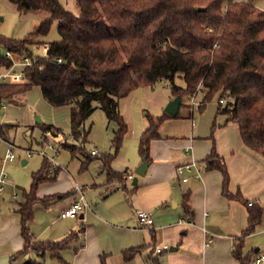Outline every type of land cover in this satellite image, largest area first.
I'll use <instances>...</instances> for the list:
<instances>
[{
    "label": "trees",
    "instance_id": "obj_1",
    "mask_svg": "<svg viewBox=\"0 0 264 264\" xmlns=\"http://www.w3.org/2000/svg\"><path fill=\"white\" fill-rule=\"evenodd\" d=\"M9 1L21 12L45 11L48 15L23 38L0 33L1 49L32 57V38L46 35L53 20L57 22L59 38L48 42L45 55L34 57V64L25 68L22 82L0 84V98L5 102L38 86L48 104L68 105L69 135L81 139V144L66 139L60 146L68 149L72 157H82L81 168L97 158L85 148L84 121L99 107L115 123L110 145L114 152L99 157L107 181L115 180L127 193L137 188V183L130 189L126 187L127 170L111 166L129 131L119 100L140 86L153 87L161 79L169 82L172 98L180 97V105L174 116L164 110L158 115L145 113L147 126L138 141L141 158L146 156L150 161L149 146L160 136V123L179 116L181 105L189 112L188 99L194 92L200 102L199 111L217 96V113L226 114L225 123H236L243 143L264 157V10L254 0H75L78 14L59 0ZM9 64L10 60L0 55V65ZM176 77L182 78L184 86L175 83ZM225 98L232 101L223 106ZM4 125L1 127L5 136ZM38 125L43 134L62 132L50 123ZM208 137L213 139L212 133ZM47 163L43 158L40 167L32 172L30 186L23 190V200L15 207L22 245L9 257V264L30 250L41 258L48 253L68 264L60 253L70 247L77 231L71 230L59 239H39L30 228L35 206L48 207L58 198L57 194H36L39 184L56 179L57 172L48 170ZM202 164L205 169L220 171L223 195L244 201L247 206L248 223L234 239L232 254L241 264H248L249 257L242 256L243 237L263 224V207L243 199L238 192H229V174L214 146ZM189 195V191L183 194L182 204L188 215L192 214ZM140 248L123 249L124 260H130ZM23 262L44 264L30 257ZM100 262L107 264L104 254Z\"/></svg>",
    "mask_w": 264,
    "mask_h": 264
},
{
    "label": "crops",
    "instance_id": "obj_2",
    "mask_svg": "<svg viewBox=\"0 0 264 264\" xmlns=\"http://www.w3.org/2000/svg\"><path fill=\"white\" fill-rule=\"evenodd\" d=\"M167 99H171V93L168 94ZM120 100L119 109L121 107ZM65 124H67L66 121ZM230 124H233L232 128H230ZM234 124L231 121L225 123V120L220 122V128L213 132V139L209 137L200 138L201 132L199 130L202 123L199 121L197 123L196 120L193 123L190 120L188 133L165 136L160 134L159 138L153 139L149 146L150 161L145 173L148 175V181H145L137 192L135 189L132 193H127L123 186L116 181L110 184L111 182L107 181L106 174L101 169L104 176L91 184V189L96 193L97 202L114 195L112 201L116 205L119 204L120 207H124L125 203H128L133 216H135L137 209L146 210L153 217L152 228H138L137 224L132 227L116 226L110 221L113 219L108 220L104 215L92 212L87 203V207L78 212L77 217H75L77 218L76 224H72V227H60L56 231L52 230L47 233L44 230L37 231L34 228V223L38 209L54 210L56 218H62L59 216L60 211L78 198L79 191L76 189V182L68 180L65 187L57 189L58 198L51 205L48 207L35 206L34 219L30 225L32 233L36 238L47 236L50 239H59L71 230L77 231V236L71 242V248L69 247L73 250L70 257L72 264H101V255L104 254L106 259V254L109 255L110 252L116 253V259L117 261L120 259V264H241L233 256L232 248L234 239L240 235L248 223L247 206L244 201L229 198L222 194V176L217 169H205L203 166L199 179L196 180L190 176L185 182H182L175 172V167L179 163L191 159L202 163V159L214 146V150L225 164L229 174V192L231 194L238 192L243 199L263 207L264 157L243 143L238 127ZM146 126L147 120H132L131 135L129 138H124L121 151L119 150L121 156L118 157L115 154L116 158L114 157L111 161L113 169L130 171L129 166L118 167L116 162L133 165L134 169L140 163L138 141ZM185 127L188 126L185 125ZM188 146L189 150L185 151ZM95 155H97V150ZM26 158H21L23 164L27 162ZM58 171H56L57 176L54 181H57ZM136 176L138 182L140 175ZM51 182L53 181L43 182V184ZM131 182L130 180L129 184ZM180 184L185 185L181 187ZM81 189L84 190L85 187H81ZM187 191L190 193L189 204L192 212L190 215L185 213L182 205L183 194ZM61 194H63L62 197ZM205 211L207 212L206 216L204 215ZM7 219L10 222L13 237L20 238V242L17 241V245L14 246L19 249L22 240L19 235L18 216L15 208ZM181 219H185V221L182 222ZM84 220L95 223V242L88 239V242L85 243L86 226ZM203 228L207 230V233L203 231ZM99 229H101L99 234L108 232V230L119 233L116 244L111 246L109 237L106 238V243H101L100 239L103 237L97 233ZM136 231L141 232L140 237ZM211 235L212 241L207 243L206 238ZM162 244H166L168 247L160 252H155L154 248ZM138 246L141 247L140 250L130 260L125 261L121 253L122 250ZM142 253H148L150 255L149 260L144 261L141 257ZM261 253H264L262 224L254 232L244 236L242 244V256L249 257L248 264H260L256 263L254 258ZM28 257L39 261L41 258L34 250L28 252ZM0 264H6L2 256H0ZM109 264L112 262L109 261Z\"/></svg>",
    "mask_w": 264,
    "mask_h": 264
},
{
    "label": "rangeland",
    "instance_id": "obj_3",
    "mask_svg": "<svg viewBox=\"0 0 264 264\" xmlns=\"http://www.w3.org/2000/svg\"><path fill=\"white\" fill-rule=\"evenodd\" d=\"M59 2L66 9L72 11L74 14H78V7L75 0H59ZM254 4L264 10V0H254ZM47 15L48 14L45 11L21 12L9 0H0V33L11 38H23L35 25L47 17ZM58 38L57 22L56 20H53L47 34L44 36L40 35L33 37V42L29 47L35 54L44 55L43 44ZM5 52L6 50L2 49L1 54L4 55ZM14 56L16 57L18 55L14 54ZM174 81L176 84L184 86V81L181 77H176ZM169 93V82L161 79L157 81L153 87L140 86L121 99L120 110L129 129L124 138H129L131 135L132 120H147L146 112L152 115L160 114L170 100L167 99ZM228 101L231 102L232 99L225 98L222 105L224 106ZM217 106L218 98L217 96H214L208 103H206L202 110H197L193 113L196 122L198 123L199 121V123H202L199 130L201 132L199 134L201 139L210 136L211 133L213 138V132L220 128V122H223L226 118L225 113H217ZM2 111L3 112L0 113V123L3 125L5 124L3 127L5 137L12 141L16 146L14 149L15 158L11 161H5L3 160L5 146L4 144H0V168H4L7 172L6 184L3 191L0 192V256L5 260L6 264H9L8 260L11 254L18 251V248H15L14 246L17 245V241L20 242V238L13 237L10 222L7 217L13 212V208L18 205V202L23 200L22 192L24 189L27 190L31 181L32 172L36 171L41 165L43 156L37 153V151L42 147L41 145L44 142L51 138L50 136L57 137V135H61L63 140L67 139L69 142H73L76 145L81 144V139L78 138L75 140L69 135V106L62 105L55 107L48 104L42 97L38 86H32L26 93L6 100ZM37 117L40 118V122L50 123L60 127L62 132L57 135H52L51 133L46 135V132L43 134L38 125L39 122L36 121ZM190 120L191 114L186 110L184 105H181L179 116L165 119L160 123L159 133L164 136L188 133L190 129ZM65 121L67 124H65ZM213 122L215 123L214 128L212 127ZM185 125L188 127L186 128ZM234 125H236V123ZM229 126L232 128L233 124H230ZM114 128L115 123L107 119L102 109L96 107L90 116L84 121V129L86 131V141L84 142V145L87 151L91 149L97 150V155L94 156L97 158H94L85 167L81 168L80 159L82 160V157L78 154L72 157L68 149L60 146V142H62L60 141L58 145L59 151L56 154L54 150H48V153L54 156L55 164L50 162L47 163L48 170H59L57 181L48 184H39L36 192L37 196L43 194H56L58 193V188L65 187L67 181L72 180L76 182L78 188L85 187L82 192L84 199L90 205L92 212L100 213L108 220L113 219L110 221L116 226L132 227L133 225H136V217L132 215V210L128 203H125L126 205H124V207H120L119 204L116 205L114 201H112L114 195L104 198L103 201L97 202L96 193L91 189V184L101 176H104V172L101 170V160L99 157L111 152L112 148H110V145ZM122 145L123 141L116 153V156L118 157L121 156L120 151ZM28 148L35 150L29 156H27L25 151ZM24 157H27V162L23 164L21 158ZM116 165L123 168L129 166L130 168L128 169L133 173V176H136L133 165L124 164V162H116ZM183 175L188 179L192 176L190 172ZM183 175H179V179H181ZM147 176L148 175L146 174L138 176L139 179L136 192L145 181H148ZM114 181L115 180L110 181L111 183H109L112 184ZM126 183V187L130 189V180L128 179ZM180 185L181 187H184L185 184ZM178 187L176 188L178 189ZM76 219L77 218H56V212L54 210L40 208L36 212L34 228L37 231L44 230L45 233H47L52 230L56 231L60 227H72V224H76ZM84 223L86 226L84 237L85 243L88 242V239L95 242V223L85 220ZM100 230L101 229L97 230L98 234L100 233ZM136 232L140 237L141 232ZM99 235H102L103 237L100 239L101 243H106V238L109 237V244L112 246L118 241L117 237L119 233L113 230H108V232L105 231ZM39 238L50 239L47 236ZM70 248L68 247L60 253L62 259L68 264H72L70 257L73 254V250ZM141 252H143L142 249ZM116 256L117 255L114 252H110L109 255L106 254L107 264H109V261H111L112 264H120V259L117 261ZM149 256L148 253H142L141 255L144 261L149 260ZM39 259L44 264H63L61 260L51 257L48 253ZM24 260L25 255L19 256L16 260L12 261V264H23Z\"/></svg>",
    "mask_w": 264,
    "mask_h": 264
},
{
    "label": "built area",
    "instance_id": "obj_4",
    "mask_svg": "<svg viewBox=\"0 0 264 264\" xmlns=\"http://www.w3.org/2000/svg\"><path fill=\"white\" fill-rule=\"evenodd\" d=\"M43 50L44 55L46 54V51L48 50V43L43 44ZM2 52V50H1ZM2 55V54H0ZM3 57L10 60V64L8 66L0 65V84L3 82H9V83H19L22 82L25 79V68L27 66H30L31 64H34V57L38 56V54H35L33 52V56H26V55H18L14 56L10 51L6 50L5 54L2 55ZM57 61H60V58H57ZM198 89V86H197ZM3 99L0 98V113L3 112L2 108L5 105V102L2 101ZM200 102L195 97V92L191 95L189 99V113L191 114V122L193 123L195 118L193 116V113L198 110ZM0 123V144H4L5 146V152L3 155V160L5 161H11L15 158V145L12 141H10L8 138H6L3 135L2 127ZM49 133H46L48 135ZM59 136V142L64 141L61 135ZM50 138V137H49ZM59 142H56L54 139L50 138L48 141L44 142L41 146V148L37 151L41 156H43L44 159H46L48 162L55 164L54 162V156L50 155L48 153V150H54L55 154L59 151L58 145ZM56 146V147H55ZM189 150V146L185 148V151ZM27 156L31 155L33 151L31 148H28L25 150ZM91 154H95L96 150L92 149L90 150ZM203 169L202 163L199 161H195L194 159L188 160L186 162L179 163L175 167L176 174L183 175L187 172L192 173V176L194 179H199L201 175V171ZM125 176L131 180L133 177V174L130 171H126ZM6 178H7V172L4 168H0V192L3 191L4 186L6 184ZM188 180L186 176L181 177V181L185 182ZM76 189L79 191L78 198L72 201L67 207L63 208L59 216L62 218H75L78 215V212L82 210L83 208L87 207V202L84 199V195L81 188L76 187ZM204 215H207V212H204ZM135 217L137 220V227L138 228H152L153 226V217L152 215L143 209H137L135 210ZM180 221L184 222L185 219H181ZM262 229H264V222L262 224ZM203 231L206 232L207 230L203 228ZM207 233V232H206ZM212 235L207 236L206 242L209 243L212 241ZM168 246L166 244H162L161 246H157L154 248L155 252H160L161 250L167 248ZM254 261L256 263L264 264V253L258 254L255 256Z\"/></svg>",
    "mask_w": 264,
    "mask_h": 264
},
{
    "label": "water",
    "instance_id": "obj_5",
    "mask_svg": "<svg viewBox=\"0 0 264 264\" xmlns=\"http://www.w3.org/2000/svg\"><path fill=\"white\" fill-rule=\"evenodd\" d=\"M198 10H203L204 7H198ZM1 47H0V54H1ZM180 105V97L179 96H174L173 98H171L168 103L165 105L164 107V111L167 112L168 114H170L171 116L176 115L178 108ZM2 113V112H1ZM37 122H40V118H36ZM52 139H54L56 142H59V136L57 137H53L50 136ZM111 152H114V149H111ZM148 160L146 159V156H143L141 158L140 163L135 167V173L136 175H145L146 171H147V167H148ZM137 182V176H134L132 178V182L131 184H135ZM263 221H264V206H263V217H262ZM28 257V254H25V258Z\"/></svg>",
    "mask_w": 264,
    "mask_h": 264
}]
</instances>
